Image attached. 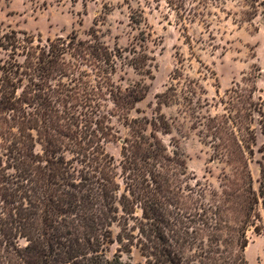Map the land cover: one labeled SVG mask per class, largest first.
Wrapping results in <instances>:
<instances>
[{"label":"trees","instance_id":"1","mask_svg":"<svg viewBox=\"0 0 264 264\" xmlns=\"http://www.w3.org/2000/svg\"><path fill=\"white\" fill-rule=\"evenodd\" d=\"M165 1L183 23L204 17L189 0ZM243 2L248 22L264 12V0ZM131 20L140 25L144 16ZM0 49L9 56L0 61V264H122L104 254L114 224L121 227L122 248L131 252L137 243L147 264H248L246 233L250 227L259 233L261 222L249 166L255 123L264 136V101H255V92L230 90L221 101L226 114L213 118L214 150L234 164L242 204L193 211L167 176L166 148L147 134L148 125L168 132L167 122L130 120L120 172L105 150L117 136L103 101L111 99L126 114L145 96L140 87L114 84L119 49L110 50L95 34L44 45L18 31L0 34ZM152 60L133 51L129 65L146 75ZM171 91L158 96L161 105L177 96ZM230 196L225 202L234 201Z\"/></svg>","mask_w":264,"mask_h":264},{"label":"rangeland","instance_id":"2","mask_svg":"<svg viewBox=\"0 0 264 264\" xmlns=\"http://www.w3.org/2000/svg\"><path fill=\"white\" fill-rule=\"evenodd\" d=\"M206 3L201 7L189 0L188 5L199 6L204 17L183 23L165 0H0V34L26 32L44 45L73 35L89 40L95 34L110 50L122 52V57L116 59L114 84L122 90L140 87L145 96L126 114L117 112L111 99L103 101L104 110L113 115L111 126L117 136L105 144V150L120 172L122 146L132 135L130 120L153 122L158 118L167 122L168 132L148 125L147 134H155L166 148L167 176L180 188L173 187L178 200L193 211L242 204L244 186L234 164L226 156L217 157L214 150L217 142L213 138V118L226 114L221 101L234 88L255 92V101H264L263 10L248 22L243 0ZM136 13L144 16L140 25L131 20ZM133 51L153 59L148 62L150 74H140L129 65ZM8 59L0 49V61ZM171 88L176 89L177 96L168 106L161 105L158 96L174 93ZM253 128L257 144L249 166L261 222H257L259 233L252 227L247 230L245 256L248 264H264V136L259 125L255 123ZM37 152H41L39 146ZM228 193L234 201L225 202ZM141 214L138 209L136 215ZM111 230L113 243L107 244L104 251L107 259L147 264L137 243L131 252L122 248L118 224Z\"/></svg>","mask_w":264,"mask_h":264}]
</instances>
